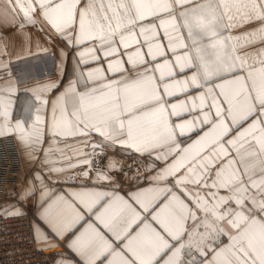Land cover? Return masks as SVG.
<instances>
[{
    "label": "snow or ice",
    "instance_id": "obj_1",
    "mask_svg": "<svg viewBox=\"0 0 264 264\" xmlns=\"http://www.w3.org/2000/svg\"><path fill=\"white\" fill-rule=\"evenodd\" d=\"M0 139L35 264H264V0H0Z\"/></svg>",
    "mask_w": 264,
    "mask_h": 264
},
{
    "label": "built area",
    "instance_id": "obj_2",
    "mask_svg": "<svg viewBox=\"0 0 264 264\" xmlns=\"http://www.w3.org/2000/svg\"><path fill=\"white\" fill-rule=\"evenodd\" d=\"M28 65L30 68H25ZM11 71L19 84H23L41 72L40 76L53 74L54 64L51 54H43L31 59L15 62ZM15 161V163H11ZM19 169V154L15 145L0 139V189L11 185ZM29 225L27 221L0 222V264H35L43 258L29 242Z\"/></svg>",
    "mask_w": 264,
    "mask_h": 264
},
{
    "label": "crops",
    "instance_id": "obj_3",
    "mask_svg": "<svg viewBox=\"0 0 264 264\" xmlns=\"http://www.w3.org/2000/svg\"><path fill=\"white\" fill-rule=\"evenodd\" d=\"M41 55H43V54H40V55H32V56H29L28 58H26V59H22V60H20V61L27 60V59H31V58H34V57H37V56H41ZM53 73H54V72H53ZM40 74H41V72H37L36 76H32L31 79H30L29 81L25 82L24 84H31V83H33V82H35V81H41V80H44V79H46L47 77H50V76L53 75V74H52V75L47 76V77H42V76H40ZM24 84H20V85H24Z\"/></svg>",
    "mask_w": 264,
    "mask_h": 264
},
{
    "label": "rangeland",
    "instance_id": "obj_4",
    "mask_svg": "<svg viewBox=\"0 0 264 264\" xmlns=\"http://www.w3.org/2000/svg\"><path fill=\"white\" fill-rule=\"evenodd\" d=\"M29 66L28 65H26V67L25 68H28ZM30 68H28L27 70H29ZM15 79V78H14ZM19 84V83H18ZM24 84V83H23ZM11 163H15V161H13V162H11Z\"/></svg>",
    "mask_w": 264,
    "mask_h": 264
}]
</instances>
